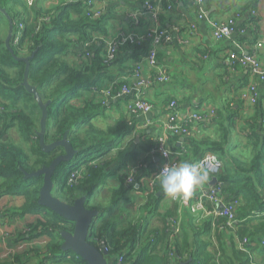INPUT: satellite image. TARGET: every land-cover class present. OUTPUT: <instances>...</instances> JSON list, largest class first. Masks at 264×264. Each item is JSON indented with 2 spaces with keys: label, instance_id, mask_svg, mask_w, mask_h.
Returning a JSON list of instances; mask_svg holds the SVG:
<instances>
[{
  "label": "trees",
  "instance_id": "trees-1",
  "mask_svg": "<svg viewBox=\"0 0 264 264\" xmlns=\"http://www.w3.org/2000/svg\"><path fill=\"white\" fill-rule=\"evenodd\" d=\"M81 1L61 5L48 12H37L30 19L20 13L26 10L22 0H0V10H4L7 14H2L0 11V16H9L14 23L11 41L13 53H11L6 47L5 39L9 31L7 18H4V22L0 21V178L4 180L0 192L2 195L11 194L23 200L20 207L6 212H10L11 218L38 216L30 225L28 235L31 238L41 236L50 238L46 248L41 251L43 264H87V262L72 252L62 251L61 234L73 232L74 224L52 212H44V208L38 203L43 178H26V173H33L44 166H49L64 151L60 148L52 153H45L40 148L37 131L40 130L38 125L41 120V111L33 95L29 94L23 86L26 63L19 59L33 57L30 61L28 83L37 90L44 103H50L46 143L60 141L67 134L68 141L77 152L74 159L78 156L95 157L86 162L81 169H75L69 174L66 179L69 192L64 189L67 196L62 201L73 204L77 199L86 198V207L99 212L100 217L96 220L99 221L106 212H113L127 192L123 188L114 190L110 206L105 209L95 207L90 202L95 191L105 186L111 177V173L104 166L106 162L101 164V157L116 149L124 136L132 133V128L120 122L108 127L105 131L99 130L92 121L104 114L102 103L89 101L83 108H78L71 102L80 99L83 93L98 92V84L107 78L106 71L113 63L119 61L121 53L131 56L132 45L130 43L120 45L117 58L113 62H107L105 56L100 57L93 53L87 57V52L93 51L92 35L96 32L104 33V18L94 19L87 1ZM251 10V13L253 11L256 13L252 14L255 18L257 15L255 7ZM47 17L50 22L44 23L37 31L40 20ZM19 25L23 26L22 38L16 45L14 40ZM4 26L7 33L2 36V32H5ZM75 37L78 40L73 42L72 38ZM91 42L93 44L85 49L84 45ZM80 43L83 47L80 58L84 62L80 67H74L65 57L75 45ZM249 53L252 54L253 49ZM235 66V69L240 67L239 64ZM245 88L235 96L242 105L244 103L240 95ZM253 109L254 116L242 119L243 127H245L241 130L242 135L253 148L251 159L240 160L232 157L231 140L235 131H239L237 127L239 110L232 107L226 108L225 111L216 109V119L211 123L202 124L215 125V135L196 138V135L192 133L184 141L183 153L185 157L190 155L195 160H201L211 152L222 161L224 167L219 174L220 182L224 184L222 194L229 198L228 201L233 200V203L238 206L237 219L242 224L238 235L241 241L247 240L245 250L233 247L230 253H227L220 245L215 255L208 252L210 243L199 236L211 232L212 224L215 228L220 227L226 221L225 218H215L205 222L203 233L197 236L198 240L193 245L187 237L182 235V232L174 241L168 238L170 221H178L175 217L165 222L163 231L155 232L149 231L148 225L144 223L133 225L130 221L126 225L123 219L119 224L109 221L99 227H96L98 222L95 221L90 230L89 242L98 248L100 243L104 242L109 247V256L115 258L118 255H124L127 264H181L184 262L188 264H257L252 257L254 244L264 245V111L261 98ZM12 128H18L22 135L29 142L31 141L29 150L6 141L8 132ZM51 128L54 132H51ZM82 131L86 132L88 139H80L78 134ZM179 148L182 150L181 147ZM31 155L35 157L34 163L31 162ZM62 166L64 164L57 168L54 180H56L58 169ZM79 170H81L80 179L72 185L68 184L71 174ZM128 172L129 169L124 179L125 186ZM131 189L135 192H145L144 188L140 191L133 187ZM155 190H161L159 184L151 192L152 194L147 195L149 201L147 208L151 213L156 212L161 200ZM205 204L206 206L209 204L207 207L210 208L211 203ZM255 215H259L258 218H260L257 229L261 236L249 233L252 228L245 225V220ZM216 237L220 239L218 228ZM171 254L174 256L171 257Z\"/></svg>",
  "mask_w": 264,
  "mask_h": 264
},
{
  "label": "crops",
  "instance_id": "crops-1",
  "mask_svg": "<svg viewBox=\"0 0 264 264\" xmlns=\"http://www.w3.org/2000/svg\"><path fill=\"white\" fill-rule=\"evenodd\" d=\"M22 1L26 10L20 11V13L32 19L37 12H48L61 5L78 3L81 0ZM146 3H151L159 8L158 26L160 28L169 31L175 37H181L188 44L186 46L177 43L162 45L159 47L155 68L151 69L147 65L143 66L142 71L145 77L155 80L156 72L160 69H166L171 76L170 83H155L147 91L146 98L154 107L149 115H129L127 105L130 99L118 96L119 87L132 83L135 66L147 54L148 43L140 46L132 44V48H130L131 56L128 57L126 53L119 55V61L113 63L106 71L107 78L98 84V92L83 93L80 99L71 102L74 107L78 108H83L85 103L89 101L102 103L104 114L92 121L93 125L97 126L96 128L99 130L105 131L108 127L115 126L120 122H124L132 128V133L124 136L116 149L101 157L104 160L103 163L106 162L104 166L111 173V177L105 186L95 191L90 202L95 207L105 209L110 206L113 191L123 188L127 191L123 200L114 208L112 213L106 212L99 221H96L98 222L96 227L109 221L119 224L123 219V215L129 214L130 218L135 219L133 222L131 220V224L144 223V225H148L147 229L149 231H163L165 222L169 221L171 217H175L179 221L182 235L187 237L193 245L198 240L197 236L203 233L205 229L203 224L215 219L214 205L211 204L208 208L209 204L206 206L205 203L209 201L206 200L203 202V206H199L196 196L200 188L196 189L187 200H173L165 197L161 189L155 190L161 200L156 212L151 213L147 208L149 203L147 195L151 192L145 189L149 177L161 165L160 159L152 151L156 139L164 132V123L172 112L170 110L172 101L178 102V110L181 113L193 108L205 112L211 108L225 111L226 108L230 109L232 107L239 110L237 115V118H239L237 121L239 131H236L240 133L245 127H243V120L254 116V109L242 105L240 100L235 97L236 93L247 86L249 71L242 67L232 70L229 57L234 52L249 53L259 41L264 39V0H209L204 8L205 16L202 18L200 8L189 0H176L174 3L167 0H99L96 6L104 12L102 16L104 18V33L96 32L92 35L94 42L93 55L104 57L106 44L109 41L123 36L134 37L145 34L154 26L150 16L146 13ZM168 5L172 6L171 11L167 10ZM252 7H255L257 11L255 18L251 13ZM134 14L140 15L138 25H135L132 21ZM0 17L1 22H4V18H7L6 15ZM6 20L8 21V19ZM212 22L232 24L235 30L241 29L245 33L243 35L235 33L230 39L216 41L213 38ZM77 40L76 37L72 38L73 42ZM82 52L83 47L80 43L75 45L66 54L65 58L72 66L80 67L81 63L84 62L80 58ZM259 54L264 62V49ZM224 78L226 79L224 80ZM257 85L264 111V82H258ZM107 91L108 94L103 96L102 92ZM104 119L110 120L106 123L105 130L96 125ZM201 125L199 124L192 132L193 135H196V138L206 135L213 137L215 135V125ZM167 137L170 148L174 151H181L179 148L180 138L169 133ZM52 143L48 142L47 145ZM180 159L181 163L200 161L195 160L190 155L181 156ZM140 164L137 177L145 192H135L131 187L125 186L124 182L127 170ZM208 175L209 180L202 187L214 188L216 185L213 181L216 177L209 173ZM217 179L220 182V178L217 177ZM3 185L4 180L0 178V187ZM222 185L224 187L223 183ZM226 198L229 200L227 196ZM103 202L106 203V206L101 205ZM22 204L23 200L21 198L11 194L2 195L0 192V264H43V252L41 251L46 248L50 238L48 236L31 238L28 235L30 225L36 221L38 216L10 217V212ZM237 208L238 206L236 210ZM9 210L10 212L6 213ZM258 217L259 215H255L250 218L251 220H245V225L252 228L249 233L261 236L257 229L260 219ZM241 225L239 223L234 229L217 227L220 236L218 240L216 237L217 228L212 224L211 232L199 237L210 243L211 246L208 249L210 254L215 255L220 245L224 252L230 253L233 247H238V243L241 242L238 235L242 228ZM168 238L174 241L170 235H168ZM254 245L252 251L253 261L257 264H264V245ZM109 258L114 259L113 256H109Z\"/></svg>",
  "mask_w": 264,
  "mask_h": 264
},
{
  "label": "built area",
  "instance_id": "built-area-1",
  "mask_svg": "<svg viewBox=\"0 0 264 264\" xmlns=\"http://www.w3.org/2000/svg\"><path fill=\"white\" fill-rule=\"evenodd\" d=\"M87 4L90 8V12L94 19H99L103 16L104 12L102 9H98L96 4L99 0H86ZM170 3H174L176 0H167ZM196 6L200 8L201 11V18L205 16V6L209 0H189ZM146 10L147 14L150 16L154 26H152L145 34L137 35V36H123L119 39H114L109 41L106 44V51H105V60L107 62H113L116 60L117 55L119 53L120 45L130 43L131 45L140 46L142 44L148 43L149 49L147 54L138 62L135 66L133 72V81L130 84L122 85L119 90V97H128L130 99L127 105L128 114L131 116H140V115H149L152 113L154 107L153 105L147 100L146 94L147 91L155 84H168L171 81V76L166 69H160L156 72V79H152L149 77H145L143 74V66L147 65L151 69L155 68L157 63L158 51L159 47L162 45H171L173 43H177L181 46H186L188 44L187 41L183 40L181 37H175L169 31L162 29L158 26L160 10L158 7L152 5L151 3H146ZM168 11L172 10V6L168 5ZM253 15L256 13L253 11ZM139 14H134L132 16V21L135 25L139 24ZM49 18H42L40 20V25L37 28L39 31L42 28V25L48 24ZM194 28V27H192ZM213 38L216 41H221L225 39H230L232 36L237 33L243 35L245 31L238 29L235 30L232 24L221 23V22H212L211 23ZM22 29L23 26H18L17 34L15 35V44L17 45L22 36ZM93 43H86L84 48H88ZM264 49V39L259 41L256 46L253 48V53L244 54V53H231L230 54V67L232 70H235V65L242 67L243 69H247L249 71V82L246 88L240 95V99L247 105L248 107L254 108L258 101L261 98V94L258 89V82H264V62L263 59L260 57L259 52ZM92 52H87L86 56L90 57ZM118 88V89H119ZM111 93V92H110ZM103 96L108 94L107 92H102ZM106 96V95H105ZM178 102L173 101L170 104V110H172L171 114L169 115L168 120L164 123V132L162 135L158 136L156 139L155 147L152 153L157 156L160 161L161 165L157 169V171L153 172L152 175L149 177L147 181L146 190L153 192L155 187L159 184L156 176L159 175L161 170L166 165L171 164H179L180 157L183 156L185 151L184 149V141L188 138L192 132L197 128L199 124H206L212 122L216 119V109L211 108L209 111L205 112L203 110L193 108L191 110H187L185 113H181L177 110ZM172 134L180 138V147L181 151H174L170 148L168 143L167 134ZM166 152L167 156L163 155ZM199 163L202 169L205 172H208L213 177H219L223 169V163L220 158L214 153H207L200 161L196 162ZM140 165L136 167H131L128 172V176L126 178V185L129 187L135 188L137 191L143 187L141 182H139L137 174ZM81 177V170L74 171L69 180L68 184L72 185L76 183ZM214 188H204L201 187L198 190L196 200L199 206H203V202L208 200L212 205H214V216L215 218H225L226 221L221 224L220 227L223 229H234L239 225V221L237 219V205L232 201H228L226 196L222 194V183L218 181L215 184ZM181 233L179 227V221L171 220L169 223L168 235H170L173 239H176ZM247 240H243L238 243V248L244 249ZM99 249L102 252L109 253V247L106 246L104 242L100 243ZM109 255V254H108ZM174 254H171L173 257ZM113 264H127L124 255H118L114 258Z\"/></svg>",
  "mask_w": 264,
  "mask_h": 264
},
{
  "label": "water",
  "instance_id": "water-1",
  "mask_svg": "<svg viewBox=\"0 0 264 264\" xmlns=\"http://www.w3.org/2000/svg\"><path fill=\"white\" fill-rule=\"evenodd\" d=\"M2 14H6L4 10H0ZM7 15V14H6ZM9 21V33L6 39L7 49L13 53L11 48V41L14 33V23L9 16H6ZM248 54V53H247ZM33 57L19 59L26 63L25 79L23 86L27 92L33 95L36 103L41 110L40 131L37 132L39 138V145L43 152L52 153L53 151L62 148L64 153L58 155L49 166H44L33 173H26V178H43V186L40 190L39 205L48 209L50 212L56 214L62 219L72 222L74 230L71 233L62 232L63 238L62 251L65 253H74L82 258L87 264H113L106 252H102L98 247L89 242L90 230L96 220L100 217L97 210L88 209L86 207V198L77 199L73 204H67L62 200L53 196L56 180L54 175L57 168L61 164L71 162L77 152L74 150L72 144L68 141L67 134L60 141H56L50 145L46 143L47 123H48V107L50 103H44L37 90L28 83V74L30 70V61ZM214 185L217 183V178L213 181ZM181 264H188L184 262Z\"/></svg>",
  "mask_w": 264,
  "mask_h": 264
},
{
  "label": "rangeland",
  "instance_id": "rangeland-1",
  "mask_svg": "<svg viewBox=\"0 0 264 264\" xmlns=\"http://www.w3.org/2000/svg\"><path fill=\"white\" fill-rule=\"evenodd\" d=\"M3 30L5 32H2V36L7 33V29L4 26ZM7 39V37L5 38ZM110 120L108 119H104L102 122L96 123V125H98L99 127H101L102 129H106L105 125L107 122H109ZM97 127V126H96ZM38 129H40V123L38 125ZM40 130H38L37 132H39ZM51 132H54V129L51 128ZM214 132V131H213ZM212 132V133H213ZM80 139H88V136L86 135L85 131H82V133L78 134ZM6 141L8 143H12L15 144L17 146H21L22 148L29 150L30 146H31V141L29 142L24 135H22V133L19 131L18 128H12L10 129V131L8 132ZM232 148V157L233 158H239L240 160L243 159H251L252 158V146L250 144H248L247 139L245 138V136H243L240 132L235 131L233 138L231 140V146ZM113 156V155H110ZM95 158L94 156H89V157H82V156H78L75 159H73L71 162L64 164V166L60 167L56 173V185L53 191V196H56L58 199L60 200H64V198H66L67 194H65L64 189L67 190L69 192V188L66 185V179L69 176V174L75 170V169H81L83 167V165L86 162H89L91 159ZM35 161V157L31 155V162L34 163ZM104 160L101 159V163H103ZM103 193V192H102ZM94 204V203H93ZM106 206V203H102L101 205ZM95 205V204H94ZM44 212L46 213H50V211L46 208L43 209ZM136 215V214H134ZM140 215V213H139ZM141 217H142V213H141ZM132 220V222L135 219L130 218L129 214H125L123 215V223H125L126 225L129 224V222Z\"/></svg>",
  "mask_w": 264,
  "mask_h": 264
},
{
  "label": "clouds",
  "instance_id": "clouds-1",
  "mask_svg": "<svg viewBox=\"0 0 264 264\" xmlns=\"http://www.w3.org/2000/svg\"><path fill=\"white\" fill-rule=\"evenodd\" d=\"M163 155L167 156V153ZM156 179L165 197L187 200L208 182L209 175L199 163H179L166 165Z\"/></svg>",
  "mask_w": 264,
  "mask_h": 264
}]
</instances>
